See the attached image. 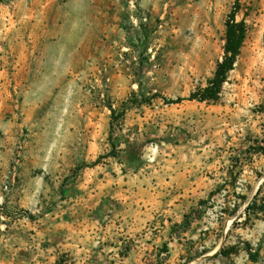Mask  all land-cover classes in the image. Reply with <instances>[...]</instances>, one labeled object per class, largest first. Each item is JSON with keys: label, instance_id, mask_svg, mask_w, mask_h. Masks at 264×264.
<instances>
[{"label": "rangeland", "instance_id": "1", "mask_svg": "<svg viewBox=\"0 0 264 264\" xmlns=\"http://www.w3.org/2000/svg\"><path fill=\"white\" fill-rule=\"evenodd\" d=\"M235 1L0 0V264H264V0L188 99Z\"/></svg>", "mask_w": 264, "mask_h": 264}, {"label": "trees", "instance_id": "2", "mask_svg": "<svg viewBox=\"0 0 264 264\" xmlns=\"http://www.w3.org/2000/svg\"><path fill=\"white\" fill-rule=\"evenodd\" d=\"M234 9L228 16L226 21V36L224 44V55L222 60L218 63L216 72L212 78L207 82V85L194 91L190 94L188 99L198 100L200 102L204 101H217L223 90V86L228 80L229 73L235 68V64L241 54V50L247 35V26L245 21L237 20V12L240 7V0L235 1ZM186 98L179 97L177 99H170L171 103H178ZM257 152H264V147H258ZM254 208V203H249L246 209L248 212ZM249 218V214L247 213ZM248 220V219H247ZM247 251L251 260L256 261L258 258V253L252 251V246L247 243ZM236 246H232L229 250L223 251L225 254L232 253ZM61 259L56 261V264H61Z\"/></svg>", "mask_w": 264, "mask_h": 264}]
</instances>
